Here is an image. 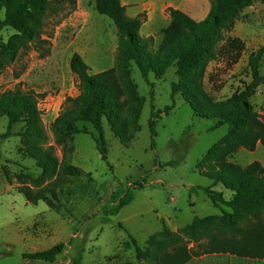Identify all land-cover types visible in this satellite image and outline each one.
Segmentation results:
<instances>
[{"label":"rangeland","instance_id":"obj_1","mask_svg":"<svg viewBox=\"0 0 264 264\" xmlns=\"http://www.w3.org/2000/svg\"><path fill=\"white\" fill-rule=\"evenodd\" d=\"M51 1L54 3L41 38L24 45L14 63L9 64L0 53V94L15 90L35 93L42 136L38 143L23 137L0 140V264H161L162 256L174 254L179 248L202 253L187 264H264L263 260L216 249L203 254V246L218 249L223 242L242 236L215 222L199 235L198 242L190 240L185 232L195 218L222 217L224 211L233 214L225 206L215 207L205 192L212 184L205 177L212 165L205 155L228 135V126L212 130L215 121L195 117L181 94L172 96V84L177 82L175 66L162 79L154 74L144 79L132 66L130 80L142 98L140 102L133 98L136 89L130 80L119 78L122 112L118 118L127 124L132 138L123 143L104 120L108 162L97 149L98 133L91 124L77 123L84 134L64 137L56 133L54 123L64 112L67 98L81 94L79 81L70 68L72 56L80 54L90 74L109 70L116 63L119 39L114 22L96 11L95 0ZM196 1L186 14L201 22L211 2ZM141 14L147 22V12ZM3 17L1 13L0 19ZM169 25L162 24L155 32L147 22L145 32L140 30V35L149 39V54L159 53ZM229 37L240 39L245 49L237 62L232 55H224L209 63L204 88L214 101L240 95L252 82L249 57L264 47V0H256L240 14L235 28L224 35L216 52ZM0 40H14L20 46L10 30L0 33ZM260 74L264 75V57ZM250 102L264 120V84ZM138 103L143 109L134 125L127 113ZM170 106L173 109L157 119V136L152 139L149 121L153 109L163 111ZM7 126L8 119L0 118V134L7 131ZM25 129L26 124L20 123L12 131ZM33 148L50 152L57 160L52 171L37 167L29 154ZM228 161L241 168L253 162L264 167V147L259 145L254 152L239 148ZM137 184L144 186L136 188ZM214 190L222 192L227 201L232 198L222 185ZM127 191L133 192L134 200L115 212ZM238 226L241 234L264 227V212L242 219ZM164 227L174 234L167 243ZM130 237L148 258L136 252ZM152 237L153 242L148 244ZM59 243H65V249L55 263L23 258L25 253L48 250ZM125 243L129 249L124 248Z\"/></svg>","mask_w":264,"mask_h":264},{"label":"trees","instance_id":"obj_2","mask_svg":"<svg viewBox=\"0 0 264 264\" xmlns=\"http://www.w3.org/2000/svg\"><path fill=\"white\" fill-rule=\"evenodd\" d=\"M255 1L210 0V11L201 22L194 21L181 10L168 9L170 25L164 30L159 53L151 55L147 52L149 39L140 35L145 15L130 18L121 0H96V11L110 18L117 28L119 40L116 63L109 70L90 74V68L83 57L78 53L72 56L70 68L79 81L81 94L76 98H67L64 112L56 119L54 129L56 133L66 137L85 133L78 127V122L91 124L98 133L95 138L97 149L102 159L108 162L104 120L108 121L115 137L123 143L132 138L127 124L118 118L122 112L119 102L121 95L119 78L129 81L132 66L135 65L144 79L150 74L162 79L167 70L175 66L177 82L172 84V96L181 94L195 117L215 121L212 130L228 126V135L214 144L205 155V159L212 162L205 173V177L210 179L212 184L205 188V192L215 207L220 209L225 206L231 209L233 214L224 211L222 217L195 218L185 232L190 240L198 242L199 235L205 234L215 222L222 229L242 236L223 242L218 249L208 250L207 247L210 246H203L205 249L203 254L214 253L216 249L218 252L264 261V227L253 228L241 234L238 226L242 219L251 215L259 216L264 212V167L260 162H253L246 168H241L228 161V157L239 148L254 152L259 145L264 147V120L250 102L259 87L264 84V75L260 74L264 47L249 57L252 82L242 94L234 95L225 101H214L204 88V79L210 62L224 55H232L235 62L240 58L245 47L238 38L229 37L217 52L215 48L224 41V35L235 28L240 14L253 6ZM53 3L51 0H0V14L3 13L4 16L0 19V33L5 30L13 31L20 40V46H17L14 40L7 43L0 40V53L7 58L9 64L16 61L24 45L36 43L41 38L45 18ZM2 68L1 64L0 69ZM130 83L136 89L133 98L140 102L142 98L136 86L132 80ZM142 109V103L128 109V118L134 125L138 124ZM172 109L173 106L163 111L155 112L153 109L149 121L152 139L157 136V119ZM3 117L8 119V126L7 131L0 134V140L23 137L29 142L38 143L42 138L40 112L35 93L15 90L0 94V118ZM20 123H25L26 129L14 133L13 126ZM29 154L36 161L37 167L45 172L52 171L57 164V160L50 152L39 148H33ZM2 159L0 148V161ZM218 185H222L232 194L229 201L224 198L222 192L214 190ZM143 186L137 184L135 187ZM133 200V192L127 191L120 199L115 212ZM162 233L166 243L174 235L166 227ZM130 238L136 252L143 259L148 258L149 255L137 245L136 240ZM152 242L153 237L148 244ZM124 248H130L128 243H125ZM64 249L65 243H59L48 250L25 253L23 258L29 262L55 263ZM201 255L202 253L190 249L179 248L174 254L162 256L160 261L161 264H187L193 257Z\"/></svg>","mask_w":264,"mask_h":264},{"label":"crops","instance_id":"obj_3","mask_svg":"<svg viewBox=\"0 0 264 264\" xmlns=\"http://www.w3.org/2000/svg\"><path fill=\"white\" fill-rule=\"evenodd\" d=\"M121 2L122 5L126 7V13L130 18H135L141 13L147 12V22L152 26V30L155 32H157V29L162 24H165V26L169 25L170 17L168 9H179L187 13L191 5L197 4L196 0H121ZM182 4L186 5L185 9L182 8ZM147 22L141 27L142 34L145 32L144 27ZM150 35L155 36L154 33Z\"/></svg>","mask_w":264,"mask_h":264}]
</instances>
